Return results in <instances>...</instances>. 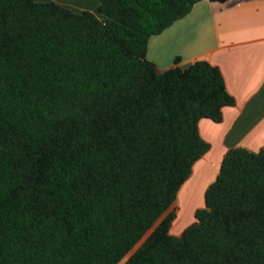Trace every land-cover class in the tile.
<instances>
[{
  "label": "trees",
  "instance_id": "trees-1",
  "mask_svg": "<svg viewBox=\"0 0 264 264\" xmlns=\"http://www.w3.org/2000/svg\"><path fill=\"white\" fill-rule=\"evenodd\" d=\"M199 1L0 0V264H118L138 243L122 264H264V146L227 149L170 233L210 147L198 122L235 103L208 61L147 58Z\"/></svg>",
  "mask_w": 264,
  "mask_h": 264
},
{
  "label": "crops",
  "instance_id": "crops-1",
  "mask_svg": "<svg viewBox=\"0 0 264 264\" xmlns=\"http://www.w3.org/2000/svg\"><path fill=\"white\" fill-rule=\"evenodd\" d=\"M98 2L87 7L94 10ZM146 55L159 70L170 67L175 57H180L182 68L196 59L208 61L220 69L235 100L222 109L221 121L202 118L198 122L199 133L210 147L193 164L175 202L177 206L184 193L194 217V211L204 206L205 190L216 178L226 150L241 146L257 151L264 146V0H201L185 16L151 36Z\"/></svg>",
  "mask_w": 264,
  "mask_h": 264
},
{
  "label": "rangeland",
  "instance_id": "rangeland-1",
  "mask_svg": "<svg viewBox=\"0 0 264 264\" xmlns=\"http://www.w3.org/2000/svg\"><path fill=\"white\" fill-rule=\"evenodd\" d=\"M40 1L55 2L57 4L67 6V7L71 8L72 10L77 11V10H82V9H89L87 6L89 5V3H92L94 0H85V2H83V3L80 1H77V0H40ZM83 5H86V7ZM177 202H178L177 206L179 208L177 210L178 215L176 216V219L174 220V222L171 225L172 228L175 225H177V227L173 228L174 230H172V231L170 230L171 234H173L176 230H180L185 225H187V226L190 225L191 222L194 221V217H193V213L191 212V208L187 209V206L189 204L186 203V197H185L184 193L180 194L179 198L177 199ZM138 245H139V243L132 249V251H134V249H136V247ZM132 251L129 252L118 264H122L130 256Z\"/></svg>",
  "mask_w": 264,
  "mask_h": 264
}]
</instances>
